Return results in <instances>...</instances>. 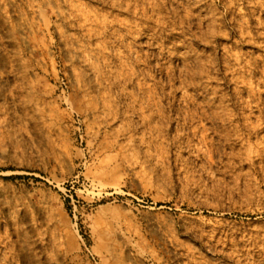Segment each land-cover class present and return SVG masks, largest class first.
<instances>
[{
    "label": "rangeland",
    "instance_id": "rangeland-1",
    "mask_svg": "<svg viewBox=\"0 0 264 264\" xmlns=\"http://www.w3.org/2000/svg\"><path fill=\"white\" fill-rule=\"evenodd\" d=\"M0 264H264V0H0Z\"/></svg>",
    "mask_w": 264,
    "mask_h": 264
}]
</instances>
